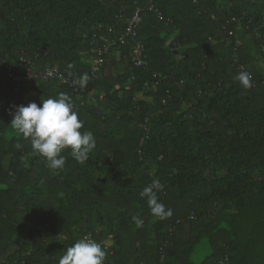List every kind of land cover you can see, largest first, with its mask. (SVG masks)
<instances>
[{
	"label": "trees",
	"instance_id": "1",
	"mask_svg": "<svg viewBox=\"0 0 264 264\" xmlns=\"http://www.w3.org/2000/svg\"><path fill=\"white\" fill-rule=\"evenodd\" d=\"M154 2L161 17L149 0H0V264H59L87 233L104 246L105 264H183L202 239L210 252L200 264H240L241 235L260 237L263 191L243 170L264 168V7L259 0ZM136 5L145 65L132 63L130 41L110 47L83 87L84 103L73 104L96 146L83 164L64 150V167L50 170L10 121L26 100L39 106L70 90L57 79H27L16 82L23 100L13 103L3 62L17 75L25 73L24 57L34 70L56 65L81 77L115 38L108 28L122 31L117 16ZM175 34L185 49L173 61L167 43ZM241 72L251 74L250 88L236 79ZM89 94L94 102H86ZM153 162L158 200L172 210L155 222L139 195L153 181ZM195 168H225L232 177L228 187L208 190ZM230 202L236 215L226 213ZM15 236L23 241L9 252ZM257 260L264 264V250Z\"/></svg>",
	"mask_w": 264,
	"mask_h": 264
},
{
	"label": "clouds",
	"instance_id": "2",
	"mask_svg": "<svg viewBox=\"0 0 264 264\" xmlns=\"http://www.w3.org/2000/svg\"><path fill=\"white\" fill-rule=\"evenodd\" d=\"M87 79L86 75L81 77V86L86 85ZM236 79L243 88L251 87L249 72L239 73ZM10 125L30 141L33 155L42 156L46 167L52 171L64 167L66 158L61 155L64 150L70 149L76 162L83 164L96 146L93 134L87 130L81 131L83 121L78 119L71 98L64 93L41 100L39 106L36 102L15 106ZM16 147L21 145L17 144ZM161 188L159 181L153 180L139 194L141 198H146L154 222L172 216V210L158 200L156 193ZM132 220L136 227L143 226V220L139 217L133 216ZM106 257L104 246L85 236L66 249L59 264H105Z\"/></svg>",
	"mask_w": 264,
	"mask_h": 264
},
{
	"label": "built area",
	"instance_id": "3",
	"mask_svg": "<svg viewBox=\"0 0 264 264\" xmlns=\"http://www.w3.org/2000/svg\"><path fill=\"white\" fill-rule=\"evenodd\" d=\"M148 8L150 10H153L159 17H161V11L155 6L154 0H149ZM141 12H142V8L139 5H136V7L132 10L129 16H124L123 14L117 16L118 20L123 21L124 23L123 29L120 33L116 34L115 28L113 27L108 28V31L115 34L116 36L115 38H113L112 41L108 42V44L103 49H99L96 57L91 61L89 70L86 72V74H84L88 77L87 82L92 80V78L95 76V73L102 62V56L104 54L107 55L110 54V47L114 43L125 44L126 42L130 41L132 43V48H131L132 63L137 67H141L145 65L146 50L144 44L141 42V40L138 37V29L142 18ZM228 33L231 34L232 31L230 30L228 31ZM101 39L106 40V38L104 37H101ZM19 63L25 68L24 75H17L13 73L11 71L12 69L9 63L3 62L2 64L11 74L9 98L13 103H15L17 100H23L19 91V87L16 85V82L27 79L42 80V81H47L49 79H57L60 84L65 85L70 90V98L73 104L77 103L82 105L84 103V100L82 99V90L85 85L81 86L80 83L82 76L81 77L68 76L64 74V72H62L56 65H50L41 70H34L32 67L33 63L29 59H26L24 57L19 58ZM240 69L242 70L243 67L240 66ZM100 97L101 96H99V98ZM95 99H96L95 96L89 94L87 96L86 102L88 101L94 102ZM190 217L192 218L193 216ZM99 232L100 229L95 230L96 234H99ZM85 236H89L91 239H93V235L91 233H87L83 237ZM161 260H163V254H161ZM212 264H228V258L221 259Z\"/></svg>",
	"mask_w": 264,
	"mask_h": 264
},
{
	"label": "rangeland",
	"instance_id": "4",
	"mask_svg": "<svg viewBox=\"0 0 264 264\" xmlns=\"http://www.w3.org/2000/svg\"><path fill=\"white\" fill-rule=\"evenodd\" d=\"M42 1L39 0V4ZM259 4H261L264 7V0H259ZM184 49L185 47L180 42L178 46V53L173 54L172 60L173 61L178 60L181 57ZM84 60L89 61V62L91 61V59L89 58L88 59L84 58ZM33 100L34 98H30L26 100V105L29 102H34ZM5 163H7V159H5ZM156 170H157V164L155 162L151 163L149 172L153 180L158 179V174ZM195 170H198L199 175H202V177L209 184L207 186L208 190L228 187V184L224 183V180L232 177L225 168H222V169H208L207 168L203 170L199 168H195ZM243 171L248 176L251 183L255 187L263 191L262 193L264 197V168L263 167H247ZM95 174L98 176H102L103 172L97 171L95 172ZM179 186L180 185L176 183L175 188ZM236 207L237 206L234 203L232 202L228 203L225 209L226 213L229 214V216L236 215L238 212ZM261 223H264V221ZM108 238H111V235H108ZM22 241L23 239L20 236H15L11 243L9 252H12L16 247H19ZM107 243H108L107 241H102V244L104 245H107ZM238 243H239V250H238V253L235 254L234 258L239 257L238 261H240V264H260L259 261L257 260V257L259 256V253L262 250H264V229L262 230L260 237L257 238L256 240L254 236L252 237L246 233L244 234V236L241 235ZM209 252H210V246L208 242L205 239H202L196 246L195 255H194L195 264H200L201 259L205 255H207Z\"/></svg>",
	"mask_w": 264,
	"mask_h": 264
},
{
	"label": "crops",
	"instance_id": "5",
	"mask_svg": "<svg viewBox=\"0 0 264 264\" xmlns=\"http://www.w3.org/2000/svg\"><path fill=\"white\" fill-rule=\"evenodd\" d=\"M35 102V99L33 100ZM206 240V239H205ZM201 241V240H200ZM199 241V242H200ZM198 242V243H199ZM198 243L194 244L192 247H189L187 249V251H185V255H184V259H183V264H195V261H194V255H195V250H196V246L198 245ZM207 256V255H205ZM204 256V257H205ZM203 257V258H204ZM173 264H178L176 262H174Z\"/></svg>",
	"mask_w": 264,
	"mask_h": 264
},
{
	"label": "water",
	"instance_id": "6",
	"mask_svg": "<svg viewBox=\"0 0 264 264\" xmlns=\"http://www.w3.org/2000/svg\"><path fill=\"white\" fill-rule=\"evenodd\" d=\"M180 40H181L180 34H175L167 43V46L171 49L173 54L178 53V46H179Z\"/></svg>",
	"mask_w": 264,
	"mask_h": 264
}]
</instances>
